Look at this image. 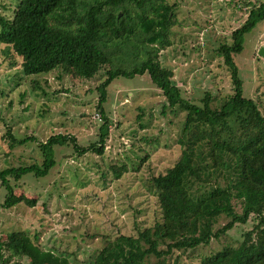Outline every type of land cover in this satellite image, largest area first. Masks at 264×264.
<instances>
[{
  "label": "trees",
  "instance_id": "1",
  "mask_svg": "<svg viewBox=\"0 0 264 264\" xmlns=\"http://www.w3.org/2000/svg\"><path fill=\"white\" fill-rule=\"evenodd\" d=\"M249 5L247 19L232 32V42L218 48L230 74L232 93L213 96L207 91L200 105L183 96L175 71L160 60L177 24V2L18 0L14 14L0 11V44L21 59L26 76L55 70L82 80L103 76L96 87L98 120L102 121L99 141L82 146L74 135L59 133L39 142L41 162L0 169V186L5 191L0 207L35 206L37 198L18 194L12 179L27 174L47 176L57 164L56 147L72 145L80 156L88 152L102 155L109 138L110 120L104 109L108 86L118 77L148 73L164 96L162 114L167 115L168 110L174 115L184 113L177 139L181 156L165 172L152 176L159 191V217L149 227L135 223L137 234L116 236L91 264H171L176 251L209 245L251 218L252 228L242 234L238 245L227 244L201 256L199 264H264V114L258 101L244 94L236 63L246 35L264 20V2ZM137 120L145 129L144 113ZM5 135L11 148L35 140L19 139L11 130ZM235 200L241 202V212ZM224 217L228 221L216 228ZM14 256L18 259L13 264H21L22 258L27 264H70L67 256L43 248L38 238L23 231L8 233L0 243L2 263ZM178 259L176 256L174 264Z\"/></svg>",
  "mask_w": 264,
  "mask_h": 264
},
{
  "label": "rangeland",
  "instance_id": "2",
  "mask_svg": "<svg viewBox=\"0 0 264 264\" xmlns=\"http://www.w3.org/2000/svg\"><path fill=\"white\" fill-rule=\"evenodd\" d=\"M177 2V24L171 44L160 52L163 66L175 71L183 96L200 105L207 91L213 96L232 93L230 74L218 48L232 42V32L248 17L252 4L264 0H169ZM18 0H0V11L14 14ZM264 20L246 35L243 51L236 56L244 94L255 98L264 114ZM21 59L0 44V169L41 162L38 143L53 134H71L82 146L99 141L102 121L96 117L97 85L103 79L74 78L58 72L26 76ZM36 82H39L37 85ZM104 104L110 120L109 138L102 155H78L72 145L56 147L57 164L41 178L32 174L12 179L16 192L37 198L35 206L24 203L0 207V243L8 233L23 231L41 246L68 257L70 264H91L92 258L120 234H137L135 223L151 226L160 215L158 189L153 175L163 173L181 156L177 139L184 113L161 112L162 91L148 73L115 78L107 88ZM259 98V99H258ZM144 113L142 129L137 115ZM152 114V116H151ZM35 140L11 148L6 132ZM106 175V176H105ZM105 176V177H104ZM5 191L0 186V202ZM241 212V202L235 200ZM228 221L221 218L216 228ZM251 218L236 224L209 245L176 251L174 264H199L200 257L223 246L238 245L252 228ZM3 253L8 251L3 248ZM18 257L14 256L13 264ZM21 264H27L22 258ZM0 264H4L0 261Z\"/></svg>",
  "mask_w": 264,
  "mask_h": 264
},
{
  "label": "water",
  "instance_id": "3",
  "mask_svg": "<svg viewBox=\"0 0 264 264\" xmlns=\"http://www.w3.org/2000/svg\"><path fill=\"white\" fill-rule=\"evenodd\" d=\"M258 54L262 57H264V46H262L259 51H258Z\"/></svg>",
  "mask_w": 264,
  "mask_h": 264
},
{
  "label": "built area",
  "instance_id": "4",
  "mask_svg": "<svg viewBox=\"0 0 264 264\" xmlns=\"http://www.w3.org/2000/svg\"><path fill=\"white\" fill-rule=\"evenodd\" d=\"M97 117V119H99L100 118V114L98 113V112H96V114H95Z\"/></svg>",
  "mask_w": 264,
  "mask_h": 264
}]
</instances>
